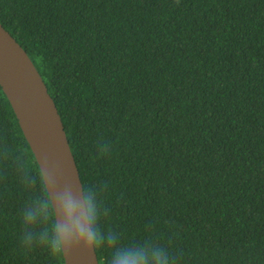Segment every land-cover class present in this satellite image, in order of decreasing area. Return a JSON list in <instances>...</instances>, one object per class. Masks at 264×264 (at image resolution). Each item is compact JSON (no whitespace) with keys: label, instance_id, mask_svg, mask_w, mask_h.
<instances>
[{"label":"trees","instance_id":"1","mask_svg":"<svg viewBox=\"0 0 264 264\" xmlns=\"http://www.w3.org/2000/svg\"><path fill=\"white\" fill-rule=\"evenodd\" d=\"M0 22L58 107L100 264L109 236L149 264H264V0H0ZM55 223L0 86V264H65Z\"/></svg>","mask_w":264,"mask_h":264},{"label":"water","instance_id":"2","mask_svg":"<svg viewBox=\"0 0 264 264\" xmlns=\"http://www.w3.org/2000/svg\"><path fill=\"white\" fill-rule=\"evenodd\" d=\"M0 86L7 96L40 166L55 212L53 197L70 187L84 189L58 107L34 62L0 22ZM65 264H100L97 251L73 250L63 254Z\"/></svg>","mask_w":264,"mask_h":264},{"label":"clouds","instance_id":"3","mask_svg":"<svg viewBox=\"0 0 264 264\" xmlns=\"http://www.w3.org/2000/svg\"><path fill=\"white\" fill-rule=\"evenodd\" d=\"M53 200L59 208V216L55 223L54 233L47 241L52 251L70 253L83 250L87 254H95L96 250L105 246V237L98 230L97 209L92 197L83 188L79 192L70 187L59 191ZM49 205L43 202L36 212H29L30 219L47 215ZM47 236V233L45 234ZM107 246L113 254L107 264H149L148 250L143 247L117 246L116 238L109 236ZM155 264H166V257L159 251L153 254Z\"/></svg>","mask_w":264,"mask_h":264}]
</instances>
